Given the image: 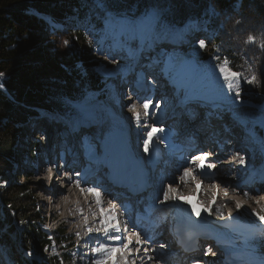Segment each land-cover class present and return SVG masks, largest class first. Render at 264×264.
I'll list each match as a JSON object with an SVG mask.
<instances>
[{
	"label": "trees",
	"instance_id": "16d2710c",
	"mask_svg": "<svg viewBox=\"0 0 264 264\" xmlns=\"http://www.w3.org/2000/svg\"><path fill=\"white\" fill-rule=\"evenodd\" d=\"M150 12L157 13V33L182 27L211 32V46L191 43L189 53L219 69L227 58L231 71L241 74L231 90L224 80L213 84L212 96L232 93L243 104L234 109L235 115L262 117L253 107L264 106V0H0V84L9 95L0 89V246L8 264H28L24 251L41 253L56 244L42 230L44 220L27 186L13 175L17 158L37 151L27 149L28 127L38 120L39 111L69 119L74 114L71 104L91 96L86 103L95 106L94 96L104 88L103 72L91 78L99 66L88 49L102 36L113 35V17L132 20ZM77 20L85 27L69 32L49 24L67 26ZM249 35L255 42H248ZM253 75L256 82L247 83ZM65 234L63 229L56 237L60 246L69 242ZM69 260L52 255L32 263Z\"/></svg>",
	"mask_w": 264,
	"mask_h": 264
},
{
	"label": "rangeland",
	"instance_id": "374dc122",
	"mask_svg": "<svg viewBox=\"0 0 264 264\" xmlns=\"http://www.w3.org/2000/svg\"><path fill=\"white\" fill-rule=\"evenodd\" d=\"M153 20H154L153 14L148 15L147 17H145V19L141 18V19H138V20H135L132 22L129 19L118 18L117 22H116V23H118L117 25L119 26L118 31L121 33H126L125 34L126 35V37H125L126 46L123 48L128 49L131 40H133V39L137 40V38L139 36H142L141 34H143L144 31L147 30V28L153 27V22H154ZM77 26H79V25H77ZM72 27L73 26H71V28ZM74 27H75V25H74ZM71 28L66 27V29L63 30V32H67V31L69 32ZM185 34H187V33H185ZM191 36L192 35L189 34V35H186L184 37L187 39L189 38V40H191V39H193V38L190 39ZM118 37H119V35L115 38L114 42H116L118 40ZM204 37H207V36H204ZM111 39H112L111 36H108V35L102 36V38H101L102 42L101 43L98 41L88 49V50H91V56H92L93 62L96 61V63H98V66H99L98 71H94V73H92L91 78L93 80H95L99 75L98 72L99 71L103 72V74L101 75V79H102V82L104 83V86H103L104 89L100 93H98L94 96L95 101L97 100L96 101L97 106H99L102 110L107 111V113H108L106 116H104L102 118V121L109 119V117H114V116L117 117L116 115H114V111L116 112V109L114 107L116 105V100H117L116 97H117V93H118L117 92V85L113 80L108 78V77H110V76H108V74H111V72H110L111 69L113 72V70H114L113 67H115L117 64L121 63L120 60H122V62H125L126 64H132V62H133L132 57L120 58V56H123L124 54H120L118 50L116 51V53L114 52L116 50L115 49L116 44L114 45L113 43H109L108 41ZM162 40H163V37L160 39V42ZM207 41H208L207 42L208 45L211 46V44L213 43L212 37L209 36ZM105 44H106V46H105ZM111 45H113V46L110 49ZM159 45H161V44H158V46ZM185 46H186V50L184 49V46H181L178 48L179 50L176 53L168 55L166 57V59H162L161 64H163L166 67V69H165L166 73L170 72L171 71L170 68H174V67L176 70L175 72L182 71L185 74V76L193 75L195 73L199 74L202 71L208 69V70H211V72L206 73L208 75V78L206 75H204L202 81L211 82V84H212V83H214L220 79H224L223 74L220 72V70L218 68H216V67L211 68V67H207L208 66L207 64H202V63L200 64L197 57L194 56L192 53H189L188 49L191 48L190 44L189 45L186 44ZM179 58L183 59L182 62H180L181 66L179 65L180 64ZM173 74H175V73H173ZM201 78H202V76H201ZM195 79L198 80L197 77ZM193 81H194V79H193ZM193 81H192V83H193ZM193 84H192L193 86H191L193 89L198 87L197 82L193 83ZM211 84L208 85L207 87H205L204 89L200 90L195 95V98H203V99H207L209 101L215 100L217 97L212 96V94L214 93V89L210 88ZM231 95H232V93H229V95L223 96V98L221 100H223L226 103L237 102L234 100V98ZM89 99H91V96L90 97L88 96L84 101L89 100ZM155 99H152L150 101V104L152 102H154ZM160 99H161V97H160ZM160 99H158V101L154 105V109H155L154 113L155 114H157L156 112L159 111V107L164 106V105H162L164 100H165V102L166 101L168 102V100L169 101L171 100L170 98H166V97L162 98L161 99L162 101ZM82 105H83V103L80 102L78 107H82ZM156 105H159L157 110H156V108H157ZM191 108H193V107H191ZM78 114H79V110L76 109V110H74V114H72V116H70L71 120H74V123H73L74 127H75L74 129H77V130L82 127L81 122L76 123L77 119H80L79 121L82 120L79 116H77ZM37 116H38L37 117L38 120L36 122H34V125H32V128H31V126L28 127L30 129L27 132L28 135H27L25 140L28 143L27 149L32 150V148H33L35 150L39 149L40 151L38 153H34L33 156L31 154H29L30 152H27V155L20 156L19 158H17V161L15 163V166L17 169H16V173L13 175L14 176L16 175V180L19 179L21 183H23L24 185L27 186L28 192L35 199L36 210L42 215V217H41L42 220H45L44 226H45V230L48 233L49 232L51 233L56 228H59L61 230L65 229V232H66L65 235H74V238H73L74 246L72 247V249H69L67 251L69 253V256L72 259L70 260L71 262H67L65 264H79L80 261H85L84 264H93V260L91 261V260H88L87 257H86V259L81 257V254L79 252V250H81V249L76 248V247H79V245H78L79 235L75 236V234L77 232L81 231V229L83 228V223H85V221H86V219H85L86 214L84 215L83 208H78V207L73 208L69 205L71 203H66L65 201L61 204L60 203L56 204V202H55V201H57L55 199L56 195L52 196L53 189L50 190L49 184L46 183V181H45L46 180V178H45L46 175H44L45 174V164L43 162L45 161V156H47L46 155L47 148H48V145L46 144L47 139L48 138L53 139L54 136L56 135V131H57L55 129L56 125H58V124L60 125V122L63 125H65L66 123L64 121H61V120L59 121L57 118H55L51 115H46L45 113L44 114L41 113V115L38 114ZM128 117L127 116L124 117V120L126 121ZM109 121L110 120L105 122V124H106L105 128H109V125H110L109 123H111ZM119 123H121V122H119ZM83 124H85V122ZM45 125L50 128L49 135L48 134L46 135L47 131H45L46 130ZM117 125L120 127H123L122 126L123 124L119 125L118 123L116 124V122H112V125H110V127L114 128V130H111L110 131L111 133H113V131L115 133L120 132L121 128L118 127ZM86 130H88V129H85V128L83 130L81 129L80 133H84V131H86ZM228 130L230 132L232 131L230 128ZM85 135H87V134L85 133ZM42 138H44L43 141H42ZM61 140H63V139L61 138ZM244 141H245V144H247L246 140H244ZM24 143H25V141L21 142V144H24ZM37 143H39L40 145ZM140 149L142 151L141 147H140ZM236 149H240V151H242L243 153H247L244 148H236ZM136 152L139 153V150H136ZM245 155H247V154H245ZM108 157L111 159V156H108ZM247 157H249V156L247 155ZM41 165H44V166H41ZM33 167H36L37 169H35V168L33 169ZM40 167L44 170L43 172L38 170V168H40ZM12 181L14 182V180H12ZM5 185L6 184H4L3 186H5ZM61 185H62L61 183H58V185H57L58 188H56V189L58 190L57 193L59 194L57 196H60L64 193L62 191L59 192V187ZM179 186L186 191H184V193H182L180 195L178 194V197L182 196L186 200L185 199L179 200V198H178L177 202L180 201L179 204L184 205L185 203L188 202L187 198L189 199L190 196L193 197V190L192 189H194L195 187L194 186L190 187L187 185V183L184 186L178 185L177 187H179ZM70 189L71 188H68L66 190L68 191ZM87 189H89V187ZM205 190H206L205 192L207 194L206 193L202 194L200 197V201L197 202V200H195V203H199V206H201L202 207L201 209H203L202 212L204 213V215H203L204 218H207L208 216H206V215H208L209 212H206L205 209L207 207H205V205L206 206L209 205V203H207V202L210 201L209 195L211 194L212 190H210L209 187H206ZM47 193H48V195H47ZM224 193H227V191H225ZM224 193L220 192V198L228 197V199L230 198L235 202L239 201L240 203H242L243 206L245 205L247 210H243V211H244V213L248 212V213H245V215H246L245 216L246 217L245 222H247V223L241 222L237 216L233 217L232 215H229V214H232V212H235V210H236L234 208V205H233L234 203L232 201H230V199L229 200L227 199V200L232 202V204L227 205L228 201L222 202V201H220V199L216 200V198L211 200V202H210L211 207L210 208H212L213 206L218 208L217 210H218L219 215L220 216L222 215L223 217L222 216L221 217H215V216L213 217L212 216L211 218L213 221H209L207 219L206 220L204 219V223L208 224L213 229L212 225H214V226L216 225L215 227L219 228L218 225L224 224L227 221L238 222L239 225L242 226L241 228L245 232L250 234L249 240L251 243L249 242L248 243L249 245L246 244V242H247V241H245L246 237L244 238L243 242L240 244V245H242L241 247H243V246H246V247L239 248L237 250H233L232 248H230V246L232 244V242L230 244V241L222 242V243H221V241L220 242L217 241V242H219L221 245H223L227 248L229 247L230 249H232V251H234L232 253L236 257L239 255L241 257H242V255L251 256V255H249V253H250L254 257H259L257 260L256 259L254 260L255 262L252 261L253 264H264V232L260 234V237L258 236L256 238H254V235H256V233H258L259 231H262V229L264 228L263 227L264 223H263V221H261L259 219V216L257 215L258 211H256V208H255L256 204L259 201H263L262 207H264V195L263 196L262 195H259V196L256 195L251 200H246V199H243L242 197H233L232 195L224 194ZM94 196H95V198H97L96 195H94ZM202 197H204V198H202ZM99 200H101L100 196H99ZM213 200L215 201V203H213ZM83 201H86V200H83ZM182 201L184 202V204L182 203ZM173 202L176 203V200L175 201L174 200H168L165 205H167V207H168V205L169 204L171 205V203L173 204ZM216 202H218L219 204H216ZM250 202L251 203L254 202L255 204L252 205L253 203L250 204ZM258 204H260V203H258ZM217 205H218V207H217ZM84 208L86 210H88V208H86V205ZM105 209L106 208H104L103 212H104V215L106 216L107 211L105 212ZM253 209H255V211ZM223 210L225 212H223ZM171 211L173 212V208ZM55 212H59V214H56ZM65 212H66V214H65ZM87 213H89V211ZM260 214H262V213H260ZM104 215H103V217H104ZM164 215H165V213H162V216H164ZM262 215H264V214H262ZM53 216H54V218H52V219H55V221H52L53 222V225H52L49 223V221H50V218ZM172 216L173 215L170 214V216H168V217L172 219L173 218ZM229 216H231V217H229ZM94 217L99 218L98 222L96 223V226L106 225V223H104L103 220H101L102 219V212L100 210H97V213L94 214ZM177 217L179 218V216H177ZM231 218H235V220H232ZM249 220H250V222H248ZM88 228H90V227L84 226V230H87ZM94 228H96V227L91 228V231H89V230L87 231V233L89 234L88 238L90 237V235H92L91 233L95 232ZM251 230L252 231L256 230V231H255V233H252ZM239 238H241V236L238 238L235 237L234 241H235V239L238 240ZM59 248H60V246L55 244L52 249L58 250ZM117 249H118L117 251L121 250L120 247ZM81 252H82V250H81ZM38 254L39 255H37L36 257H33L29 253L25 254V258L28 261L26 263L30 264L32 262H36V263L41 262L42 260L44 261L48 257L50 258V256H52V254L50 252L49 253L48 252L47 253L41 252ZM8 260H9L8 255L6 254L5 251H3L2 247L0 246V264H7ZM252 262H251V264H252Z\"/></svg>",
	"mask_w": 264,
	"mask_h": 264
},
{
	"label": "bare ground",
	"instance_id": "6f19581e",
	"mask_svg": "<svg viewBox=\"0 0 264 264\" xmlns=\"http://www.w3.org/2000/svg\"><path fill=\"white\" fill-rule=\"evenodd\" d=\"M113 80V79H112ZM198 83V80H196V79H194V81H193V83ZM194 85V84H193ZM197 87V86H196ZM121 93L120 92H118L117 93V96H118V99L119 98H121V95H120ZM160 95V94H159ZM158 95V97L155 99V101L154 102H152L151 104H150V107L151 108H153L154 109V105H155V103L158 101V99H160V96ZM171 99V98H170ZM202 101V100H201ZM123 102H124V100H123ZM176 103H178V101H176L175 102V99H171L170 101L168 100V102L166 101L165 102V100H164V102H163V104L162 105H164V106H162V107H159V111L158 112H156L157 114H155V117L156 118H158V115H160L163 111H162V109L163 108H165V107H167L168 105H174V104H176ZM179 105V104H178ZM181 106L182 105H179V107L177 108V110H179L180 108H181ZM117 108V107H116ZM193 109V108H192ZM117 111V110H116ZM126 111V107L125 108H122V110H121V114H123V116L124 117H126L127 115L128 116H130V114L132 113V111H130L131 113L129 114V111H127V112H125ZM154 111V110H153ZM155 112V111H154ZM128 113V114H127ZM141 113V112H140ZM139 113V115H141ZM132 115V114H131ZM196 116V115H195ZM113 119H115V121H117V122H122L121 120H122V118L121 119H119L118 117H115V118H113ZM110 122V121H109ZM123 123V122H122ZM110 124V123H109ZM175 124V123H174ZM161 125H164V124H161ZM46 126V125H45ZM106 126V124L103 126V127H105ZM123 127H120V126H118V127H120L121 129H120V132H113L112 133V135L109 137V144H110V152H109V154H108V156H111V159L109 158V157H106V159H107V161H108V163L111 165V167H112V169H113V174H115L116 175V173L118 172V170H121V171H123V172H125V170H127V171H130V170H132V171H134L135 173H136V176H139L140 175V172H141V164L139 163V161H137V159H136V156H135V154H134V150H133V148L132 147H130V145L127 143V141H125L124 140V137H123V133L121 132V130L122 129H124V128H126V127H124V126H126V123L124 122V125H122ZM162 127V126H161ZM82 129V128H81ZM164 129H166L167 130V128L165 127ZM229 131V130H228ZM167 132H165V134H166ZM232 133V132H231ZM86 134H87V132H86ZM85 135V134H84ZM207 137H209V136H207ZM241 140V139H240ZM240 140H239V142H237L238 144H241L239 147H237V148H244V144H245V141L243 140V141H241L240 142ZM232 146H230L229 147V158H228V164H229V166H231L230 167V171H232L233 170V166H235V169H236V171H239L241 168H245L246 166L245 165H243L242 163H240V160H241V158L243 159V161L244 160H248L249 159V157H247V155H245V154H247V153H243L242 151H240V149H236V148H234V152H232L231 151V148ZM188 148H186V150H187ZM153 151H154V148L152 149ZM138 152V151H137ZM137 152H136V154H137ZM140 152V151H139ZM196 155V154H195ZM150 159H152V157H151V154H150ZM41 166H43V165H41ZM38 170H40L41 172H43V169L40 167V168H38ZM247 170V169H246ZM79 171H80V169H79ZM234 172V171H233ZM58 179H54V178H52L51 176H50V178L49 177H47L46 178V183H48L49 185H51V186H53L54 188H53V193L55 192V193H57L58 192V190L56 189V188H58L57 187V185H56V181H57ZM60 181H63L62 179H60L59 178V181L58 182H60ZM210 181V180H209ZM89 186L87 185V184H84V185H82V184H78V183H75L74 185H73V187L70 189V190H64L63 192V194L62 195H60V196H57L56 195V204H58V203H63L64 201L66 202V203H71L72 201L73 202H76V204H74V205H72V207L74 208V207H78V208H82L83 206H85V204H83V199H85L86 200V202L87 203H89V205H87V207L86 208H88V211H89V213H88V221H90V223L87 225L88 227H90V228H93V227H96V228H94V231H95V235L98 237V238H96L94 241H96V240H98L99 239V242L98 243H96L94 246H92V245H90L91 243H93L94 241H92L93 239L91 238V236L92 235H90V239L88 238V236L84 239L83 238V240H81V242H79V247H77V248H79V249H81L82 250V243H85V242H90L89 243V245H88V243H85V247H87L88 248V250H89V254H95V257L97 258V259H103L104 257H106L107 256V253H99V252H97V251H95V249H97L98 247H101L102 245L103 246H106L107 248H119L120 247V251H116V252H114L111 256H113V257H115V262H119V264H123V262H124V259L125 258H128V256L130 255V252H131V250H130V248H124V244H126L127 243V240H128V238H131L132 239V241L134 242L135 240H137V237H136V235H132V234H128L127 236H126V238H125V241L123 242V244H121V241H116V240H113L112 238H111V234L109 233L110 232V230H111V228H109V231L106 233L105 232V227H106V225H101V226H96V223L98 222V220H99V218H95L94 217V214H96L97 213V210H100L101 211V209H103V211H104V208H106L105 209V212L107 211V214H106V216L104 215V212H102V219L101 220H103V222L105 223L111 216H113V215H115V217H116V219L115 220H113V221H111V223L112 224H114V225H118L120 228L122 227V224H120V220H118L119 219V216H120V212L118 211V210H112V208H109L108 206H104L102 203H101V200H99V203L97 202V198H96V202L98 203V205H96V204H94V202L93 201H95L94 199H95V196H94V194L93 193H91V192H89L88 191V188ZM195 188L194 189H192L193 190V197H189V199L187 198V200H188V202L187 203H185L184 204V202L182 201V203L184 204V205H182V204H179L180 203V201L179 202H177L178 200L176 199V203H174L173 202V204L171 203V205L169 204L168 205V207H167V205H166V208L168 209V210H166L167 211V213H168V215L170 216V214L171 215H173L172 217V219H170L171 221H173V219L175 220V219H179L177 216H179L180 217V219H182V218H184V219H186V218H193V220L194 219H199L202 223H204V213L202 212L203 211V209H201L202 207L201 206H199V203H195V200H197V202L198 201H200V197H201V195L202 194H204V193H206L205 191V188L206 187H203V188H201V186L200 185H198V183H197V181L195 182V186H194ZM90 188V187H89ZM179 189L177 190L178 192H177V197H178V194L180 195V194H182V193H184V191H186V190H184L183 188H181L180 186L178 187ZM68 189V188H67ZM200 190H203L204 192L203 193H201V194H198L199 193V191ZM60 191H62V189H60L59 188V192ZM62 193V192H61ZM68 194V195H67ZM207 194V193H206ZM47 195H48V193H47ZM59 195V194H58ZM253 195V194H252ZM254 196V195H253ZM259 196V195H258ZM223 197V196H222ZM198 198V199H197ZM202 198H204V197H202ZM180 200V199H179ZM186 200V199H185ZM229 200V199H228ZM175 201V200H174ZM231 201V200H230ZM230 201H228V203H227V205H231L232 204V202H230ZM171 202V201H170ZM219 202V201H218ZM223 202V201H222ZM253 203V204H252ZM250 202V204H252V205H254L255 203L254 202ZM48 204V203H47ZM219 204V203H218ZM81 205V206H80ZM201 205V204H200ZM80 206V207H79ZM170 206V207H169ZM245 206V205H244ZM173 208V212L171 211L172 210V208ZM222 207V206H221ZM248 207V206H247ZM108 208V209H107ZM235 208V207H234ZM193 209H195V211H193ZM207 209V210H206ZM205 210H206V212H208V207L206 208ZM87 211V212H88ZM223 212H225L224 210H223ZM185 213V214H184ZM196 213H199V215H196ZM56 214H59V212H57ZM103 215H104V217H103ZM165 215H166V213H165ZM230 215V214H229ZM160 216V215H159ZM186 216V217H185ZM91 217V218H90ZM163 217V216H162ZM229 217H231V216H229ZM144 218L145 219H148V218H146L145 216H144ZM157 218H158V216H157ZM106 219V220H105ZM232 220H235V218H231ZM206 220V219H205ZM227 221V220H226ZM253 221V220H252ZM249 222H250V220H249ZM228 223V224H227ZM206 224V223H205ZM207 226H208V228L207 229H209V233L210 234H212V236H213V238H214V241H221V243L222 242H228V241H230V244H231V242H232V244H231V246H230V248H232L233 250H237V249H239V248H243V247H246V246H243V247H241L242 245H240L242 242H243V240H244V238L246 237V240L245 241H247L246 242V244H248L249 242H250V234H248L247 232H245L241 227V225H239V223L238 222H235V221H227V222H225L224 224H221V225H218L219 226V228H216L214 225H212L213 226V229L208 225V224H206ZM217 226V227H218ZM221 226V227H220ZM125 229H126V227H124ZM122 229H123V227L121 228V232H122ZM247 231V230H246ZM252 231V230H251ZM255 231L256 230H253L252 231V233H255ZM259 231V230H258ZM116 234V233H115ZM120 234H122V233H119V235ZM191 234V233H190ZM241 236V238H239L238 240L237 239H235V241H234V238L236 237V238H238V237H240ZM185 238H187V235H185L184 237H183V239H185ZM193 238H197L198 239V237H193ZM197 239H194V241H196ZM204 239H206V238H203V240ZM208 239V238H207ZM206 239V240H207ZM139 240H140V238H139ZM237 240V241H236ZM218 242V243H219ZM210 243H212V242H210ZM209 242H204L202 245H201V248H203L204 249V246H208L209 244H210ZM251 243V242H250ZM140 244H143L142 242L140 243ZM220 244V243H219ZM221 245V244H220ZM219 245V246H220ZM249 245V244H248ZM92 246V247H91ZM134 245H132V247H133ZM229 248V247H228ZM227 247H225V246H223V245H221V250H223L224 252H225V254H229L230 255V257H231V260L230 261H234L237 257L238 258H241L242 259V261H244V262H246L247 264H251V262L252 261H254L255 259L257 260L259 257H254L252 254H250L249 252V255H251V256H245V255H242V257L239 255V256H235V255H233V253L232 252H234V251H232V249H228ZM215 249H217V247H215ZM86 251V250H85ZM257 254V253H256ZM88 258V257H87ZM86 259V258H85ZM92 257H89V259L88 260H91L92 261ZM134 261V260H133ZM255 262V261H254ZM127 264H133V262H130V261H128L127 262ZM252 264H253V262H252Z\"/></svg>",
	"mask_w": 264,
	"mask_h": 264
},
{
	"label": "snow or ice",
	"instance_id": "6c2138e0",
	"mask_svg": "<svg viewBox=\"0 0 264 264\" xmlns=\"http://www.w3.org/2000/svg\"><path fill=\"white\" fill-rule=\"evenodd\" d=\"M255 37L249 35L247 40L248 42H255ZM69 43V41L65 40L64 41V44L67 45ZM199 46L200 48H204L205 47V42L203 40L199 41ZM261 47H264V44H261ZM228 65V60L227 58L224 59L223 61V64L220 66V72L223 74V78H224V81L227 83V87L229 90L233 89L234 85H233V81L238 79L240 77V73H237V72H234V71H231V69L227 66ZM3 74L0 73V76H2ZM256 76L253 75L250 79H248L246 82L249 83V84H253L256 82ZM240 95L239 93V89L237 88L236 89V97L238 98ZM149 105H150V102H145L143 104V107H144V114L147 116L148 115V109H149ZM133 109H135V105L132 106ZM156 107H159V105H156ZM136 119H137V122L139 123L140 121V115L139 113L136 114ZM157 130L155 128H153L151 131L148 132V137L149 139L152 138L153 134L156 132ZM144 150L145 152L148 151V140H146L144 142ZM207 153L203 154V156H196L194 157V162L195 161H199V167L201 169H203L205 167V158L207 157ZM240 163H244L243 159L241 158L240 160ZM208 168H213L215 167V165L209 163L207 165ZM49 171H51V169H49ZM191 175V172L188 170V169H185L184 170V176L187 177V176H190ZM89 192L91 193H94L96 196H97V202L99 203V196H100V193L98 191H96L94 188H89L88 189ZM176 192H177V189L172 187L171 185L168 186V190L166 192L163 193V196H164V199L165 200H176V199H185L184 197H177L176 195ZM227 194V193H225ZM213 203H215V201L213 200ZM236 207L237 209L241 208L242 205L240 204L239 201L236 202ZM207 210V209H206ZM101 211L103 212V209H101ZM193 211H195V209H193ZM196 215H199V213H196ZM258 215V214H257ZM116 217L115 215L111 216L105 223H106V227H105V232L107 233L109 231V228H111V231L113 233H116V235H112L111 238L113 240H116V241H121L122 240V236L119 235V233H121V228L118 226V225H114L111 223V221L115 220ZM259 219L261 221H264V216H259ZM89 231H91V229H89ZM136 237H137V240H136V243H139L140 240H139V233H135ZM133 245V241L131 238H128L127 240V243L124 244V248H129L130 246ZM118 249L117 248H107L106 246H101V247H98L97 249H95V251L99 252V253H107V256L104 258V259H101V260H97L96 261V264H106V260L108 257H110L114 252H116ZM113 264H119V262H113ZM123 264H127V258L124 259V262Z\"/></svg>",
	"mask_w": 264,
	"mask_h": 264
},
{
	"label": "water",
	"instance_id": "95a60500",
	"mask_svg": "<svg viewBox=\"0 0 264 264\" xmlns=\"http://www.w3.org/2000/svg\"><path fill=\"white\" fill-rule=\"evenodd\" d=\"M4 88V87H3ZM4 91V90H3ZM7 91L5 90V92L4 93H6Z\"/></svg>",
	"mask_w": 264,
	"mask_h": 264
}]
</instances>
